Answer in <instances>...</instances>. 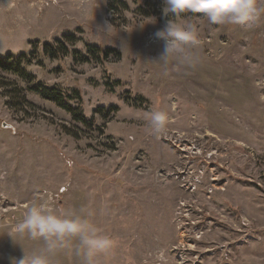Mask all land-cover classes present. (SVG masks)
<instances>
[{
    "label": "rangeland",
    "instance_id": "rangeland-1",
    "mask_svg": "<svg viewBox=\"0 0 264 264\" xmlns=\"http://www.w3.org/2000/svg\"><path fill=\"white\" fill-rule=\"evenodd\" d=\"M163 7L0 0V55L28 53L38 39L21 60L30 82L0 69L33 104L13 110L0 89V264L42 247L11 232L34 203L84 208L117 242L100 264H264V18L247 28L186 14L201 56L188 68L157 61L153 34L173 18ZM65 32L77 37L68 53L43 55L42 42ZM89 45L114 51L95 57ZM36 82L77 90L70 102L92 126L27 89ZM150 111L168 116L159 135ZM53 259L80 264L68 250Z\"/></svg>",
    "mask_w": 264,
    "mask_h": 264
},
{
    "label": "clouds",
    "instance_id": "clouds-1",
    "mask_svg": "<svg viewBox=\"0 0 264 264\" xmlns=\"http://www.w3.org/2000/svg\"><path fill=\"white\" fill-rule=\"evenodd\" d=\"M162 14H172L164 26L153 35L161 41L163 50L157 61L168 65L195 68L201 62L199 27L186 18V14H198L196 18L211 25H238L254 27L264 18L261 0H163ZM110 23L98 25L107 30ZM152 134H161L168 116L163 111H150L146 116ZM84 208H51L44 203L31 204L11 229L13 236L42 241L38 251L28 253L23 248L19 258L10 257L9 264H54V257L68 250L79 258L80 264H100V258L110 253L116 240L103 233L89 219ZM75 241V244L73 242Z\"/></svg>",
    "mask_w": 264,
    "mask_h": 264
},
{
    "label": "trees",
    "instance_id": "trees-1",
    "mask_svg": "<svg viewBox=\"0 0 264 264\" xmlns=\"http://www.w3.org/2000/svg\"><path fill=\"white\" fill-rule=\"evenodd\" d=\"M76 39L77 37L73 33L65 32L61 35V38H54L53 41H43L41 45L42 54L50 58H56L60 55L67 54L69 51L67 43H73ZM29 43L31 50L28 53L22 51L14 55L11 52H6L5 54L0 55V69L6 72L14 73L22 79L30 82L33 79V75L21 66V60H29L27 54H31V52L35 50L34 46L38 43V39L29 40ZM88 49L90 50L89 53L95 57L101 55L105 57L108 53L114 51L113 48L106 47L103 49L96 45H89ZM72 54L75 60H89L87 55L80 54L77 51H73ZM108 84L110 83H107V85ZM0 89L1 94L5 97L4 102L9 108L13 110H24L25 106H33V104L26 99L23 92L24 89L15 81L0 77ZM27 89L38 93L42 98L54 102L57 106L69 112L74 120L79 121L88 127L92 126V119L87 118L77 106L70 102V100L74 97L80 99V94L77 90L68 92L67 89H61L58 86H47L42 82L31 83L28 85ZM102 109L103 107L96 108L99 112H101ZM65 131L77 136V133H72L70 129H67L66 127Z\"/></svg>",
    "mask_w": 264,
    "mask_h": 264
},
{
    "label": "crops",
    "instance_id": "crops-1",
    "mask_svg": "<svg viewBox=\"0 0 264 264\" xmlns=\"http://www.w3.org/2000/svg\"><path fill=\"white\" fill-rule=\"evenodd\" d=\"M9 51H11V50H9ZM9 51L6 50V51H4V52H9ZM0 53H1V52H0Z\"/></svg>",
    "mask_w": 264,
    "mask_h": 264
}]
</instances>
